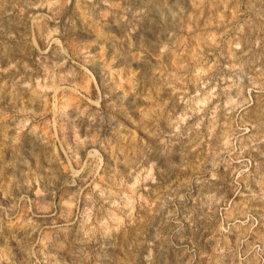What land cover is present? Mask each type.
<instances>
[{"label":"rangeland","instance_id":"rangeland-1","mask_svg":"<svg viewBox=\"0 0 264 264\" xmlns=\"http://www.w3.org/2000/svg\"><path fill=\"white\" fill-rule=\"evenodd\" d=\"M0 264H264V0H0Z\"/></svg>","mask_w":264,"mask_h":264}]
</instances>
